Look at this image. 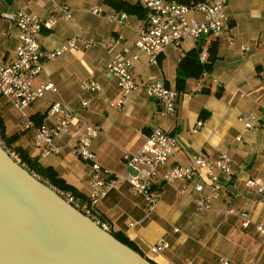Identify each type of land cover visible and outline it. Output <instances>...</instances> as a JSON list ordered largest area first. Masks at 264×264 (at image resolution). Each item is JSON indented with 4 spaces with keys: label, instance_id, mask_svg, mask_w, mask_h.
Masks as SVG:
<instances>
[{
    "label": "crops",
    "instance_id": "crops-1",
    "mask_svg": "<svg viewBox=\"0 0 264 264\" xmlns=\"http://www.w3.org/2000/svg\"><path fill=\"white\" fill-rule=\"evenodd\" d=\"M60 5L70 9V19L56 11ZM96 8L100 12L93 14ZM18 10L55 20L52 29L41 31L37 37L42 50L58 48L73 38L90 43V47L44 63L33 86L51 84L52 89L25 108L24 116L10 99L0 97L5 135H19L13 145L36 157L43 167L52 168L84 202L90 192L91 167L73 153L75 124L53 140L59 153L41 156L34 146L37 126L33 118L44 116L40 125L52 128L57 117L48 116L47 111L53 102L67 105L86 123L100 129L91 150L96 162L111 173L133 172L124 165L123 155L136 154L158 125L175 141L161 172L185 166L194 157H204L214 165L218 155L225 152L231 159V171L225 174L213 170L220 188L209 210H198L193 200L194 183H202L206 192L210 190L206 173L204 179L172 184L156 177L153 185L159 191V200L151 212L146 210L143 196L135 194L123 180L115 183L96 208L109 222L112 233L124 236L154 264H217L221 257L242 264L264 261V235L256 229L264 220V197L247 185L251 178L264 177V0H228L224 14L230 21L229 30L205 39L206 59L210 43H217L213 70L186 81L172 114H164L163 106L148 98L144 88L123 97L106 66L134 54L132 76L137 83L143 87L163 81L175 89L176 68L182 56L195 47L193 42L167 47L156 64H151L136 48L138 29L145 21L135 15L114 21L110 17L118 13L103 0H0V64L4 66L14 61L19 40L14 23L3 14ZM192 17L202 19L200 15ZM244 46L247 50H242ZM87 81L97 82L100 90L83 92L80 85ZM194 89L197 92L190 94ZM120 99L122 104L117 106ZM84 100H89L86 108L81 106ZM246 113L255 117L249 131L238 120ZM10 117L19 123L16 130L9 129ZM199 121L203 126L194 130ZM229 209L246 214L247 221L225 215ZM160 240L166 241L168 248L160 254L152 253L151 245Z\"/></svg>",
    "mask_w": 264,
    "mask_h": 264
},
{
    "label": "built area",
    "instance_id": "built-area-1",
    "mask_svg": "<svg viewBox=\"0 0 264 264\" xmlns=\"http://www.w3.org/2000/svg\"><path fill=\"white\" fill-rule=\"evenodd\" d=\"M227 2L228 0H204L195 5L186 6L169 0H139V3L147 11V17L145 23L138 29L137 51L144 53L151 64H156L158 55L163 53L167 47L178 48L184 41H191L195 45L202 44L199 61L204 63L207 55L205 39L207 41L208 37H219L230 28V21L224 14ZM56 9V11L63 13L65 19L71 18L70 9L67 6L60 5ZM91 12L97 14L100 12V8L93 9ZM192 15H200L201 21L193 18ZM3 17L14 23L19 43L12 64L8 66L0 64V97L10 99L12 106L24 116L25 108L42 99L46 91L52 89L51 84L33 86L34 79L43 71L44 63L67 52L89 48L90 43L73 38L58 48L44 51L37 37L41 31L50 30L54 27V19L44 20L23 10L5 13ZM126 17L125 13H118L110 18L122 22ZM242 50H247V47H242ZM135 58L134 54H127L122 59L113 60L106 66V71L115 77L121 95L125 97L134 90L144 88L148 98L158 101L163 106L164 114L174 113L179 94L163 81L152 82L143 87L137 83L132 76ZM206 75V72L203 73V76ZM80 88L87 93L100 90L99 84L95 81L84 82ZM196 92L197 90L194 89L190 94ZM116 104L121 106L122 99ZM88 105L89 100H84L81 103L82 108H86ZM47 115L56 116L57 119L52 128H47L44 125L36 127L34 146L41 156L59 153L61 150L53 145V140L75 124L77 139L73 153L77 159L90 164L91 167L90 192L87 204L82 205L71 193L57 189L42 181L38 175L29 172L21 163V159L4 142L1 135L0 147L16 164L28 171L35 179L48 185L66 203L106 232H111V226L96 206L119 180L125 181L135 194L143 196L146 210L151 212L159 200V191L153 185V180L156 177H159L166 184H172L176 181L191 182L196 178L204 179V173H206L207 179L211 180L210 190L206 192L202 183H194L195 197L193 200L198 210H209L211 200L217 196L220 188L213 170L217 169L225 174H229L231 171L229 155L221 152L214 165L204 157H194L185 166L176 165L161 172L160 168L168 162L175 141L158 125L151 130L136 154L126 153L123 155L124 165L133 172L111 173L104 170L96 162L95 155L91 150L92 141L100 132L97 126L86 123L77 112L60 102H53L47 111ZM238 120L244 125L246 131L254 127L255 117L250 113L241 115ZM202 126L203 122L199 121L194 130ZM29 127L30 125L27 126V128ZM247 185L264 197V177L251 178L247 181ZM224 214L238 216L245 221L248 219L246 214L236 212L233 209L226 210ZM256 229L259 234L264 235V220L257 224ZM167 248L168 243L160 240L151 245L150 251L154 254H160ZM217 264L242 263H233L227 258L221 257ZM243 264H264V261Z\"/></svg>",
    "mask_w": 264,
    "mask_h": 264
},
{
    "label": "water",
    "instance_id": "water-1",
    "mask_svg": "<svg viewBox=\"0 0 264 264\" xmlns=\"http://www.w3.org/2000/svg\"><path fill=\"white\" fill-rule=\"evenodd\" d=\"M0 264H152L0 147Z\"/></svg>",
    "mask_w": 264,
    "mask_h": 264
},
{
    "label": "trees",
    "instance_id": "trees-1",
    "mask_svg": "<svg viewBox=\"0 0 264 264\" xmlns=\"http://www.w3.org/2000/svg\"><path fill=\"white\" fill-rule=\"evenodd\" d=\"M175 1L179 4L186 6L195 5L204 0H169ZM103 3L109 6L117 13H125L126 15H135L141 20H146L147 11L143 6L137 2L135 4L129 3L127 0H103ZM202 44H197L189 52L185 53L178 66L176 68V86L175 90L178 94H181L185 90L186 81L188 79H198L203 73H211L214 64L218 58L217 55V43L213 41L209 45L208 57L204 63H200L199 55L201 52ZM44 116H36L33 118L35 126H40L41 121ZM0 135L4 142L12 149V151L21 159V163L24 167L31 173L38 175L42 181L47 182L53 187L60 189L62 191H67L71 193L76 200H78L82 205L87 204L75 190H73L65 181L58 176V174L50 167H43L36 157H31L26 151L21 147H15L13 144L18 140L19 135H13L7 137L5 135V128L2 119L0 118ZM113 237L129 247L134 252L140 254L138 250L133 246V244L128 241L124 236L110 232ZM141 255V254H140ZM142 256V255H141ZM148 260V259H147ZM150 261V260H148ZM150 263L154 264L152 261Z\"/></svg>",
    "mask_w": 264,
    "mask_h": 264
},
{
    "label": "rangeland",
    "instance_id": "rangeland-1",
    "mask_svg": "<svg viewBox=\"0 0 264 264\" xmlns=\"http://www.w3.org/2000/svg\"><path fill=\"white\" fill-rule=\"evenodd\" d=\"M10 118H11V117H10ZM17 124H19L18 121H17ZM17 124H16V122H14V121L12 120V118H11V123L9 124V129H10V130H16ZM44 182H45V181H44Z\"/></svg>",
    "mask_w": 264,
    "mask_h": 264
}]
</instances>
